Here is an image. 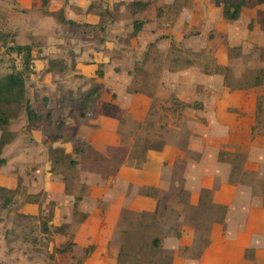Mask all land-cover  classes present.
Here are the masks:
<instances>
[{
    "label": "crops",
    "instance_id": "obj_1",
    "mask_svg": "<svg viewBox=\"0 0 264 264\" xmlns=\"http://www.w3.org/2000/svg\"><path fill=\"white\" fill-rule=\"evenodd\" d=\"M86 10L81 15L93 18ZM51 12L53 7L40 0H0V24L6 28L0 30L15 34L18 29L26 37L24 42L17 37L18 45L40 40L58 45V37L52 44L47 39L46 26H35ZM108 64L102 77L96 67L77 66L86 69L80 73L90 81L82 92L98 84L102 93L95 106L115 104L116 95L124 111L145 112L148 96L127 93L129 77H111L115 68ZM45 85L35 82L27 93L31 103L39 94L40 106L34 108L40 114L48 96ZM131 100L138 104L130 106ZM226 106L219 113H227V121L221 117L219 123L232 131L238 115ZM49 108L51 119L42 114L21 137L8 127L15 137L2 152L0 188L15 192L21 171L27 181L0 208V264H264V206L245 182L249 168L264 165L255 158L257 153L264 158V140H253L249 150L239 146L245 155L240 171L230 159L237 150L228 147L233 142L219 140L214 146L201 131L183 145L167 141L149 147L136 159L128 155L120 122L107 109L80 119L79 107L72 114L62 105ZM69 170L76 185L68 191ZM38 195L44 198L34 201ZM68 243L69 251L58 252Z\"/></svg>",
    "mask_w": 264,
    "mask_h": 264
},
{
    "label": "rangeland",
    "instance_id": "obj_2",
    "mask_svg": "<svg viewBox=\"0 0 264 264\" xmlns=\"http://www.w3.org/2000/svg\"><path fill=\"white\" fill-rule=\"evenodd\" d=\"M133 1L149 4L145 11L134 14L129 7ZM229 1L47 0V7L52 6L53 12L47 14L45 22L39 21L35 26L41 29L46 26L49 42L52 44L56 36L60 44L44 45L46 42L42 40L32 44L35 71L26 82L27 93H32L30 90L35 82L39 81L41 87L46 84L48 96L42 114L52 112L49 108L52 104L56 109L60 105L68 107L72 114L79 107L77 100L90 82L80 73L86 69H77V66L96 67L99 77V73L106 72L109 62V67L115 68L111 77L115 74L129 77L127 93L143 92L148 96V109L143 113H128L113 95L115 104L106 108L100 103L88 115L96 118L107 109L118 119L119 135L131 157H143L146 149L162 142L183 145L197 131H201L205 139L209 138L214 146L220 145L219 140L228 139L234 144L229 148L241 146L249 150L253 140H264V0H237L241 13L236 21L221 17L222 8ZM83 9H87L86 13L93 18H88L87 14L82 16ZM95 17L98 19L96 24L86 22L95 21ZM72 19H79V24ZM139 21L144 28L135 33L133 24ZM4 26L0 24L1 28ZM52 29L55 35L51 33ZM17 32L5 31L11 36L8 42L15 38L16 43L17 37H21L19 41H25L26 37L22 39V34ZM16 65H20V58L0 44V77ZM72 76L74 79L69 83ZM64 93L67 94L62 96ZM68 93L75 102L68 100ZM131 101L130 106L138 104ZM32 105L40 106L39 94ZM226 105L233 107L227 109L228 112L238 115V124L232 131L224 130L219 123L221 117L227 121V113H219L227 108ZM5 112L15 115L9 130L18 136L35 127L29 125L23 109L11 105ZM245 125L248 127L244 128ZM233 157L230 159H235L240 171L244 156L237 153ZM259 157L264 160L257 153L255 158ZM259 165L262 167L249 168L248 172L252 174H248L247 181L262 201L264 165ZM22 174L23 171L17 176L14 193L26 184L27 179ZM67 175L69 191L76 185L75 175L71 170ZM0 196L6 194L0 192ZM43 198L38 195L33 200Z\"/></svg>",
    "mask_w": 264,
    "mask_h": 264
},
{
    "label": "trees",
    "instance_id": "obj_3",
    "mask_svg": "<svg viewBox=\"0 0 264 264\" xmlns=\"http://www.w3.org/2000/svg\"><path fill=\"white\" fill-rule=\"evenodd\" d=\"M41 2L42 6L45 7L47 4V0H41ZM236 2L237 0H230L228 3L224 4L221 11L223 19L229 21L238 20L241 13V5L240 3ZM148 4V2L133 1L129 7L134 14H137L139 12L141 13L145 11V9L148 7ZM63 21L65 20L63 19ZM142 21L144 22V20ZM142 21H139L140 23L133 24L135 33H139L143 30L144 24L141 23ZM10 37L11 36H9V33H5L0 30L1 46L4 48L6 47L9 52L20 58L19 66H12L10 72L0 77V166L4 165V160L1 158L3 149L15 137L14 133L8 131L11 120L15 115L12 116L10 114H7L5 112V108L11 105H15L18 109H23L28 123L31 126L39 124L43 118L42 114L36 111L30 99L27 97L26 82L34 73V57L32 55V45L15 44L13 38L8 42V38ZM8 45L11 46L7 47ZM98 75L99 77H102V73H99ZM101 93L102 87L98 84H92L86 92L82 93V95L79 97L80 99L77 100L79 103L77 114L80 119H84L86 115L91 111V109L94 108L96 102L101 96ZM68 100L71 102H75L71 97H68ZM46 118L47 120L51 119V111L46 114ZM76 152H79V150H76ZM53 153L54 155H56L58 154V151H53ZM237 153H242L245 157L243 149L241 147H239L234 154ZM236 165L238 164L236 163L235 159H233V167H235ZM236 170L239 171L238 167L236 168ZM245 182L248 184V186L251 185L250 181ZM0 192L6 194V196H0L2 200H0V208L4 209L12 201L11 196L14 194V192L6 190L4 188H0ZM261 204L264 206V199H262ZM71 245V243L64 245L61 249L58 250V252L63 253L69 251Z\"/></svg>",
    "mask_w": 264,
    "mask_h": 264
}]
</instances>
